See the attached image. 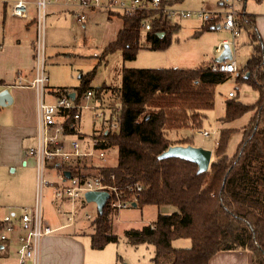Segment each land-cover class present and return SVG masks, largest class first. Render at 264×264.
I'll list each match as a JSON object with an SVG mask.
<instances>
[{"label": "trees", "instance_id": "16d2710c", "mask_svg": "<svg viewBox=\"0 0 264 264\" xmlns=\"http://www.w3.org/2000/svg\"><path fill=\"white\" fill-rule=\"evenodd\" d=\"M176 1L163 0V4ZM109 14L120 18L121 27L104 53L120 50L123 60L134 59L141 47L167 48L179 28L178 23L155 15L153 10ZM253 17L243 11L238 18L239 28L243 26L248 33L251 54L236 80L248 83L258 96L252 103L225 99L220 120L230 122L247 111L254 112L243 126L241 140L231 156L226 149L232 128L218 131L205 172L198 173L192 161L158 156L171 145H193L192 135L172 138L169 134L183 128L201 129L207 110L214 105L216 85L230 73L215 70L210 63L194 67H123L120 85L115 89L107 85L90 87L88 73L81 74L79 85L73 88L76 99L88 89L97 96L108 92L120 98L119 111L107 118L109 127L96 135L98 147L117 149L114 166L97 168L103 180L123 191L140 183L135 207H172L168 212L158 211L150 223L124 233L131 245H153L154 264L164 256L170 257L166 264H208L217 251L238 249L250 251L252 264H264V45ZM145 20L150 23L148 30L142 28ZM211 25L213 22H204L201 30ZM67 94L68 89L62 87L56 96ZM69 169L78 171L73 166ZM115 213L107 204L101 212L96 209L91 219L93 249L118 240L112 232ZM3 227L0 220V231ZM180 237L189 238L191 245L174 247L173 240Z\"/></svg>", "mask_w": 264, "mask_h": 264}, {"label": "rangeland", "instance_id": "374dc122", "mask_svg": "<svg viewBox=\"0 0 264 264\" xmlns=\"http://www.w3.org/2000/svg\"><path fill=\"white\" fill-rule=\"evenodd\" d=\"M33 1L30 0L28 3V16L25 18L26 21L23 20L25 22H30L29 19H32L31 14L33 13V9H35ZM189 1L195 3L194 5H199L202 0ZM218 1L220 3V0H213V3H215L213 8L207 9L205 7L204 9L222 11L223 8L220 7ZM178 5L176 4L175 7ZM244 6L245 10L243 9V3L240 4V12L244 11L246 14H256L257 16L264 15V0H246ZM179 7L199 9L204 6ZM94 11H89L91 13H89L84 24L76 21L71 16L66 19L62 17L59 20L55 18L53 21H49L48 16L46 17L43 26V36L40 41L42 42L41 53L49 85L75 87L80 83L79 75L88 73L91 77L89 81L90 87L96 89L107 85L115 89L116 86L120 85L123 67H168L172 64L194 67L200 62H209L212 56L210 35H206L205 30L196 33L190 30L191 28H188V24L202 23V20L197 17L179 20L178 22L181 21L180 25L182 29L179 30L178 34L172 35L171 44L165 49L154 50L141 47L136 57L132 60H123L120 50L105 54V47L115 39L121 27V20L116 15H109L107 12L111 13L110 11L104 9ZM33 27L30 26V29L32 30ZM213 31L227 33L229 42L226 41V43L232 49V58H235L238 64L246 62L251 45L249 44L248 33L243 26L239 28L237 37H234L232 30L222 25L219 29H213ZM223 44L221 43L220 45L223 46ZM239 72L230 73L224 82L219 83L215 87L214 105L212 109L207 110V117L203 122V127L199 129L209 130V135H202L199 130L183 128L178 131H171L169 137L175 138L177 136L192 135L193 145L211 149V157H213V149L218 138V131L223 127H230L232 128V132L229 136L226 154L231 156L241 140L243 126L247 124L254 111H247L230 122H224L220 120L225 112L224 101L231 97L239 99L244 103H252L258 96L257 91L248 83H239L236 80V75ZM241 72H244V69ZM230 90L233 92V96H228V91ZM11 118H13L11 105L0 106V156L2 153H6L8 148H14L20 143L17 133L11 127L13 125V119ZM2 125L4 126L2 127ZM80 126L87 137L92 136L90 113L88 110L84 111ZM25 142L27 143L26 139L23 140L22 147L25 145ZM116 162L117 149L116 147H110L105 150L102 159L94 155L80 159L78 170L85 168L82 170L96 172V167L114 166ZM25 167L27 165H23L22 162L16 166H9L7 163L0 164V204L7 200L12 201L16 199L18 193L16 188L21 185V180L25 179L27 175V171L24 170ZM42 194L43 212L52 214L54 211L50 205V189L44 188ZM13 209V211H19L17 206ZM164 209L166 210L167 208L161 207L158 209L156 206H145L142 209L131 207L116 212L112 220V232L119 236L118 240L107 244L104 250L101 251L98 260L103 264H110L112 259L115 264H154L152 259L154 256L153 245L145 243L131 245L126 242L124 233L129 228H139L142 225L150 223L155 218L157 210L163 211ZM86 210V212L94 215L96 205L90 202ZM2 212L10 211H5L4 208L0 207V214ZM172 244L174 247H189L191 241L189 238L180 237L173 240ZM169 259V256H164L159 259V264H166Z\"/></svg>", "mask_w": 264, "mask_h": 264}, {"label": "built area", "instance_id": "2783aa9c", "mask_svg": "<svg viewBox=\"0 0 264 264\" xmlns=\"http://www.w3.org/2000/svg\"><path fill=\"white\" fill-rule=\"evenodd\" d=\"M244 0H221L222 11H212L204 8L185 9L175 7L174 4L164 3L163 0H34V23L36 26L37 52L35 55V75L30 86L35 91L36 133L35 144L27 149V154L35 160V200L32 206H20L17 213H7L0 219L4 227L0 231V242L9 239L11 234H16L18 245L16 255L19 264H39V243L43 236L55 230L44 219L42 196L44 188L52 191V206L57 212H70L68 224L77 211V203L84 198L87 191L105 190L108 197L105 204L116 212L131 207L142 189L140 183L128 186L123 191L115 185L106 183L102 176L96 172L78 171L69 169L71 166L78 169L75 164L84 157L94 155L102 159L105 149L98 147L96 135L107 130V118L112 112L120 109L119 96L104 98L103 94L97 96L93 89L86 90L76 99L67 95L55 96L47 99V74L42 57L43 26L47 16V6L58 4L74 7V15L83 22L89 11L104 9L110 12L132 15L140 10H153L155 15H162L171 22H177L189 17H197L203 22H220L222 26L232 30L234 37L239 34L238 18L239 6ZM28 1L15 0L12 3V14L17 17H27ZM142 28L148 30L150 23L145 20ZM226 43V42H225ZM211 67L218 71L233 73L237 70L233 58L225 61H215ZM229 96L233 92H228ZM90 113L92 136L81 130V119L84 111ZM115 123L111 124L114 127ZM202 135H209L207 129L199 130ZM70 172L65 177L64 171ZM129 195V197H128ZM68 208H64V203ZM104 204V205H105ZM89 217V215H86Z\"/></svg>", "mask_w": 264, "mask_h": 264}, {"label": "crops", "instance_id": "0c3cea01", "mask_svg": "<svg viewBox=\"0 0 264 264\" xmlns=\"http://www.w3.org/2000/svg\"><path fill=\"white\" fill-rule=\"evenodd\" d=\"M14 1L15 0H0V91L7 89L12 98L10 103L0 106L11 105L13 116V118H11L13 119V125L11 127L17 133L20 143L14 148H8L6 153L1 154L0 164L7 163L9 166H16L22 162L23 165H27V167L24 168V170L27 171V175L25 176V179L21 180V185L17 186L16 188L18 191L16 199L12 201L7 200L0 204V207L4 208L5 211H10L2 212L0 214V219H2V217L7 213H17L16 210L13 211L14 207L17 206V208H19L20 206L25 205L32 206L35 200V160L33 156L28 155L26 152L29 147L35 144L36 133L35 91L29 85L35 75V55L38 48L35 31L36 26L34 25L35 23L33 20L35 9H33V13L31 14L32 19H29L30 22H25V18L27 17L20 18L12 14V3ZM26 1L29 2L30 0ZM245 2L246 0L243 1L244 10ZM174 4H179L177 7L204 6L203 8L206 7L207 9H211L214 7L215 3H213V0H202L199 5H194L195 3H192L189 0H177ZM75 10L76 8L74 7L50 4L47 6V16L49 21H53L55 18L59 20L62 17L66 19L67 17L71 16L76 21L80 22L74 15ZM91 12H88L85 20L80 23L84 24L89 13ZM107 13L109 14V12ZM253 16L254 25L264 45V15L257 16L255 14ZM176 23L179 24V28L175 34H178L179 30L182 29V26L180 25L181 21H177ZM203 24V21L201 24H188V28H191L190 30L196 33H200L205 30L206 35H210L209 39L210 43H212V56L207 63L212 64L222 52L223 46L220 44H223V42L226 41L229 42V37L225 32L222 33L221 31H213V29L220 28L221 25L218 22L206 29L201 30ZM30 26H34L32 30L30 29ZM250 54L251 49L248 57ZM233 59L235 60L237 67L235 72H241L244 69L245 62L238 64L236 59ZM168 67L189 66H179L177 64H172ZM46 88L47 99L52 100L62 87L49 85L47 76ZM73 88L74 86L67 87L68 94L72 91L74 92ZM228 92H231V90ZM103 97L110 98L111 95L110 93L105 92ZM3 126L4 125H2V127ZM24 139L27 140V143L25 142V147H22ZM50 192L52 194L51 189ZM88 204H90V202L86 201L85 198L79 200L77 203V211L74 212L73 221L71 224H68L67 218L70 212H57L52 206V201L50 200V205L54 212L52 214L43 212V214L45 215V221L55 228V230L50 234L43 236L40 240L38 256L39 264H103L98 260V257L107 244L102 249H93L90 246V234L93 232L91 219L95 216V214L92 215L90 212H86V207ZM68 206L69 205L65 202L64 208L66 209ZM165 208L167 209H164L162 212H168L172 210V207L165 206ZM158 211L159 210H157V212ZM86 215H89V217ZM17 245L18 242L16 239V234H11L8 240L0 242V264H19L16 255ZM26 264H30V261H27ZM110 264H115L113 259ZM208 264H252L251 253L249 250L245 249L220 250L209 259Z\"/></svg>", "mask_w": 264, "mask_h": 264}, {"label": "water", "instance_id": "95a60500", "mask_svg": "<svg viewBox=\"0 0 264 264\" xmlns=\"http://www.w3.org/2000/svg\"><path fill=\"white\" fill-rule=\"evenodd\" d=\"M232 58V52L229 44L224 43L222 52L216 58V61H225ZM247 75V73L245 74ZM75 93L72 91L69 93V96L73 97ZM12 101V98L7 89L0 91V105H6ZM212 156L211 149L204 148L202 146H195L192 144H175L169 146L165 151L159 154V158L167 157H179L189 161L194 162L197 165V172H205L208 170L210 160ZM65 177L70 176L68 170L64 171ZM108 197V192L105 190H96V191H87L84 193V198L88 202H94L96 208L99 212L102 211V208L105 204V201ZM132 205L135 206V202H132Z\"/></svg>", "mask_w": 264, "mask_h": 264}]
</instances>
